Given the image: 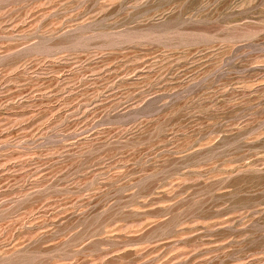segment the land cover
<instances>
[{"label":"rangeland","instance_id":"1","mask_svg":"<svg viewBox=\"0 0 264 264\" xmlns=\"http://www.w3.org/2000/svg\"><path fill=\"white\" fill-rule=\"evenodd\" d=\"M0 264H264V0H0Z\"/></svg>","mask_w":264,"mask_h":264}]
</instances>
